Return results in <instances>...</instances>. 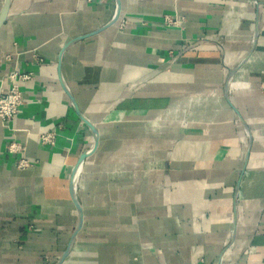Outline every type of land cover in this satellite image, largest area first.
Segmentation results:
<instances>
[{"label":"crops","instance_id":"1","mask_svg":"<svg viewBox=\"0 0 264 264\" xmlns=\"http://www.w3.org/2000/svg\"><path fill=\"white\" fill-rule=\"evenodd\" d=\"M14 70L0 264H264V0H12Z\"/></svg>","mask_w":264,"mask_h":264},{"label":"built area","instance_id":"2","mask_svg":"<svg viewBox=\"0 0 264 264\" xmlns=\"http://www.w3.org/2000/svg\"><path fill=\"white\" fill-rule=\"evenodd\" d=\"M8 80L10 89L0 91V120L6 125L11 124L20 113V108L24 103V97L21 90V85L33 80L32 73H21L18 70L12 71ZM44 146H55L56 133L51 132L40 137ZM9 155L17 157V168L21 171L28 170L34 167V163L25 157L24 147L18 143H11L7 147Z\"/></svg>","mask_w":264,"mask_h":264},{"label":"water","instance_id":"3","mask_svg":"<svg viewBox=\"0 0 264 264\" xmlns=\"http://www.w3.org/2000/svg\"><path fill=\"white\" fill-rule=\"evenodd\" d=\"M11 2H12V0H6V2H5L4 9H3V11H2V13H1V15H0V29H1V27L5 24V22H6L7 18H8V16H9ZM119 16H120V10H117V13H116V16H115V18H114V21H117V20L119 19ZM71 99H72V97H71ZM72 102H73V106H74V108H75L77 114L80 116V118H81V119H82V120H83V121L89 126V128L91 129V132H92V134H93V137L95 138V145H96L98 135H97V129H96L95 125H94L93 123H91L87 118H85V117L80 113V111L78 110V108H77V106H76V104H75V102H74L73 99H72ZM88 154H89V152H86V153L83 155V159H85V158L87 157ZM77 175H78V174H77V172H76V173H75V177H74V179H73V190H74V192H75V186H76V181H77ZM74 201H75V204L77 205V209H78L79 223H78V227H77V229H76V231H75V233H74V235H73V237H72V239H71V242H70V244H69V246H68V249H67V251H66V253H65V255H64L63 260H64V259L70 254V252H71V250H72V247H73V244H74V241H75V238H76V235H77V233H78V231H79V229H80V227H81V223H82V212H81V207H80V205H79L77 199L75 198V195H74ZM63 260H62V261H63Z\"/></svg>","mask_w":264,"mask_h":264}]
</instances>
